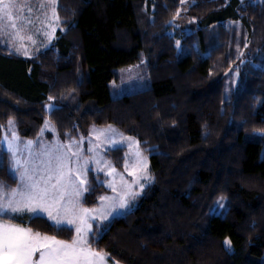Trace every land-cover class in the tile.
Listing matches in <instances>:
<instances>
[{
	"label": "trees",
	"instance_id": "1",
	"mask_svg": "<svg viewBox=\"0 0 264 264\" xmlns=\"http://www.w3.org/2000/svg\"><path fill=\"white\" fill-rule=\"evenodd\" d=\"M183 1L57 0L60 28L47 48L24 57L0 43V135L10 120L21 137L35 138L48 118L67 140L114 125L149 154L142 192L88 233L110 262L264 264V0H191L188 18ZM233 22L242 33L237 50ZM141 55L149 86L112 98L115 69ZM227 71L236 78L225 97ZM125 152L104 155L120 169ZM10 164L3 149L8 186L16 183ZM98 180L90 170L84 206L106 191ZM220 198L225 209L208 216ZM50 223L23 222L73 239V227L56 232Z\"/></svg>",
	"mask_w": 264,
	"mask_h": 264
},
{
	"label": "rangeland",
	"instance_id": "2",
	"mask_svg": "<svg viewBox=\"0 0 264 264\" xmlns=\"http://www.w3.org/2000/svg\"><path fill=\"white\" fill-rule=\"evenodd\" d=\"M190 3L191 0H184L179 9V12L187 18L185 12ZM233 26L230 47L237 50L240 46L242 33L238 22H233ZM59 28L60 19L57 14V0H10L7 9L0 5V43L19 56L31 57L47 48ZM235 78V71H227L224 74L225 97L229 96ZM150 82L146 58L141 55L140 59L134 64L115 69V78L109 82V93L112 98L120 97L144 89L149 86ZM52 106V101H49L46 103L45 108L50 110ZM10 121L11 124L8 122L0 135V155H2L3 149L7 151L10 163L16 168L15 161L17 160L21 163L25 157H32L31 161L34 160L35 155L36 159L39 157L38 148L36 147L39 137H21L15 130L13 120ZM48 121L47 118L45 125L50 123ZM9 144L11 150H9ZM118 146L126 148L124 166L120 169L116 168L104 155L106 149ZM50 147L48 153L40 155V160L56 162L55 157L65 158V162L72 165L71 178L77 186H79L82 179L86 183L85 174L91 170L93 173L100 174L101 180H98V182L104 184L106 189L101 196L104 199L100 197L96 206L87 207L81 203V197L85 191L78 198L80 207L91 210L86 225H80L86 228L84 232L86 238L93 223H101L122 214L151 179L149 154L142 152L133 136L124 134L114 125H92L88 133L78 139H65L61 140V143L54 139L51 141ZM71 191L72 189L69 187V192ZM121 198L125 201L124 207H120ZM67 199L68 196L66 195L65 200ZM225 207L226 198H220L218 203L208 210L207 215L219 213ZM92 216L96 218L93 220ZM77 225H79V221L71 226L74 229V237L77 235L75 231ZM87 225H91L90 230H87ZM202 226L206 228V220L202 222ZM38 257L39 253H36V259ZM106 264L120 263L109 262L106 256Z\"/></svg>",
	"mask_w": 264,
	"mask_h": 264
},
{
	"label": "snow or ice",
	"instance_id": "3",
	"mask_svg": "<svg viewBox=\"0 0 264 264\" xmlns=\"http://www.w3.org/2000/svg\"><path fill=\"white\" fill-rule=\"evenodd\" d=\"M9 4L10 0H0L4 9ZM55 160L56 166L47 169L46 178L35 179L34 174H30L26 168L20 174V183L16 188H10L0 181V220L20 222L0 223V264H106V254L90 246V241L84 235L86 228L80 226L86 225L91 211L80 207L78 199L83 191H89L84 187L85 180H80L77 186L69 174L71 170L65 172V158L55 157ZM19 163L15 161L17 166ZM10 178L16 179L11 170ZM53 179L55 183H51ZM124 206L125 201L121 198L120 207ZM45 213L47 221H51L49 227L56 232L71 231V226L79 221L75 228L76 237L69 242L21 226L26 214L28 220L33 221L44 219ZM91 218L94 220L96 217ZM90 228L91 225H87V230ZM36 253H39V257L34 260Z\"/></svg>",
	"mask_w": 264,
	"mask_h": 264
},
{
	"label": "crops",
	"instance_id": "4",
	"mask_svg": "<svg viewBox=\"0 0 264 264\" xmlns=\"http://www.w3.org/2000/svg\"><path fill=\"white\" fill-rule=\"evenodd\" d=\"M51 41H50V43H51ZM37 136L39 137V141L36 143L37 144L36 147L38 148L37 152H39V155H38L39 157H37V159H36V155H35L33 161H31V159H33L32 157L31 158L30 157H25V158L22 159V162L19 163V166H16V168H14L12 166V164H10L11 169L15 173V176H16V183L14 185L10 186V188H16L18 186V184L20 183L19 176H20V174L22 172H24V170L26 168L29 170L30 174H34V178L35 179H40L41 177H45L46 178L47 175H48L47 169L49 167H51L53 169L55 168L56 162H47V161L40 160L41 159L40 155H43V153H48L50 151V149H51L50 146H51V141L52 140L55 139V140H58L61 143V140H65V139L57 133V131L54 129V127L52 126L51 123H47L45 125V122H44V124L42 126V129L40 130V132L38 133ZM43 144H45V145L43 146ZM69 169L70 170L72 169L71 163L65 162V172L69 173ZM88 173H89V171H87L86 174H85L86 175V183H87V179H88ZM69 174L71 175V173H69ZM53 182H55V179H53L51 181V183H53ZM86 183H85V187H86ZM25 217H27V214L25 215ZM44 217L47 218V214L46 213L44 214ZM5 222H7V223H20V222H17V221L0 220V223H5ZM21 226L22 227H28L27 225H24V224H22ZM35 259H36V255L34 256V260Z\"/></svg>",
	"mask_w": 264,
	"mask_h": 264
}]
</instances>
